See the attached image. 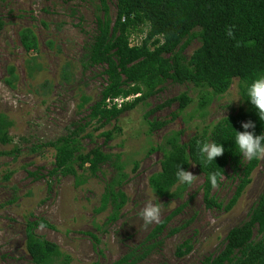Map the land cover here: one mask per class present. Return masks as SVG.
Listing matches in <instances>:
<instances>
[{
  "label": "rangeland",
  "instance_id": "rangeland-1",
  "mask_svg": "<svg viewBox=\"0 0 264 264\" xmlns=\"http://www.w3.org/2000/svg\"><path fill=\"white\" fill-rule=\"evenodd\" d=\"M109 6L114 21L113 0ZM99 16L96 0H0V114L10 123V142L0 144V264H33L25 251L24 229L26 222L36 219H43L52 228L38 227L35 234L70 255L71 264H115L158 224L145 225L140 215L148 203L159 204L160 221L182 209L149 256L125 264H202L221 251L231 229L247 221L264 189V158L230 210L225 208L238 180L228 169L212 192L220 207L208 209L200 189L203 178L193 167L189 171L196 178L177 198L154 196L148 178L159 171L161 155L149 150L171 131L182 130V141L186 142L202 127L234 114L241 106L237 80L203 112L197 110L194 89L167 81L156 95L119 116L121 133L106 145L99 134L111 130L113 122L102 129L96 123L86 128L91 139L81 137L83 150L101 146L107 153L120 154L128 174L123 187L127 203L117 221L107 222L109 209L96 211L111 168L104 166V177L97 174L80 186L72 176L50 174L55 151L45 144L86 123L91 106L100 100L106 85L104 67L92 66L86 60ZM23 30L31 31L38 44L31 53L37 65L32 77L25 64L28 54L20 43ZM143 38L144 33L134 34L130 43L137 45ZM198 46L197 40L192 41L185 56ZM10 67L14 68V80L9 76ZM182 92L193 99L192 105L163 129L148 134L147 122L169 120L177 104L158 109L147 119L146 114ZM85 98L88 101L83 105ZM134 164L137 170L133 173ZM178 227L176 234L168 235ZM186 240L192 249L178 257L176 250Z\"/></svg>",
  "mask_w": 264,
  "mask_h": 264
},
{
  "label": "trees",
  "instance_id": "trees-1",
  "mask_svg": "<svg viewBox=\"0 0 264 264\" xmlns=\"http://www.w3.org/2000/svg\"><path fill=\"white\" fill-rule=\"evenodd\" d=\"M96 1L100 16L96 19V35L86 48V60L92 66L104 67L106 85L100 100L91 106L86 123L45 144L55 151L54 168L50 174L72 176L75 185L80 186L97 174L104 177V166L111 168V176L105 179L96 211L109 209L107 222L117 221L127 203L123 187L129 177L120 154L107 153L101 146L83 150L81 137L91 139V135L85 132L86 128L96 123L102 129L113 122L111 130L99 134L106 145L121 133L117 124L119 116L156 95L167 81L194 89L197 110L203 112L215 98L226 94L233 81L237 80L241 106L234 114L202 127L186 142L182 141V130L171 131L149 150V153L161 155L159 171L148 178V186L156 197L177 198L187 186L179 184L176 179L178 166L187 171L193 167L203 178L200 189L205 206L208 209L220 207L212 192L229 169L238 180L225 208L230 210L250 184L251 175L260 162V159L248 161L242 157L234 144L232 129L243 131L241 122L251 120L255 123L257 135L264 132V121L246 100L247 86L259 75H264V0H113L114 21L110 18L109 0ZM229 30L231 36L228 35ZM139 33H144V38L139 44L131 45V36ZM19 37L28 54L25 60L28 76L32 77L37 65L31 53L37 50V39L29 30L21 31ZM195 40L199 46L186 57L185 49ZM8 72L14 80V68L10 67ZM115 99L123 101L119 106H108L107 100L112 103ZM87 101L83 99V105ZM173 103L177 104V110L169 120L147 122L148 134L173 122L192 105L193 99L187 92H182L149 111L146 119L156 110ZM9 127L7 118L0 114V144L10 142ZM203 142L220 143L225 150L213 163L205 164L198 151V143ZM136 170L137 165L134 164L131 171L134 173ZM210 173L217 175L216 187L209 182ZM181 209L162 219L138 247L130 249L115 264L137 263L149 256L160 244L158 239L168 223ZM41 224L44 228H52L43 219L28 221L25 225V251L31 262L71 264L70 255L62 252L55 243L35 234ZM179 230L180 227L171 229L168 235L172 236ZM191 249L186 240L178 246L176 255L183 257ZM202 264H264V189L247 221L231 229L221 251L206 258Z\"/></svg>",
  "mask_w": 264,
  "mask_h": 264
},
{
  "label": "clouds",
  "instance_id": "clouds-1",
  "mask_svg": "<svg viewBox=\"0 0 264 264\" xmlns=\"http://www.w3.org/2000/svg\"><path fill=\"white\" fill-rule=\"evenodd\" d=\"M228 35H232L231 30H229ZM246 97V100L255 110L256 115L261 121H264V75H259L247 86ZM255 127V123L249 120L241 122L243 131H235L232 129L234 133V144L242 157L248 161L264 158V132L257 135L255 133ZM224 150L220 143H198V151L205 164L213 163L216 157L223 154ZM175 175L181 185H191L196 178V175L185 170L182 166H178ZM208 179L212 187L217 186V175L215 173H210ZM160 211L159 204L148 203L140 213L145 225L153 222L159 223ZM39 227L43 228L44 225L41 224Z\"/></svg>",
  "mask_w": 264,
  "mask_h": 264
},
{
  "label": "built area",
  "instance_id": "built-area-1",
  "mask_svg": "<svg viewBox=\"0 0 264 264\" xmlns=\"http://www.w3.org/2000/svg\"><path fill=\"white\" fill-rule=\"evenodd\" d=\"M126 100H128V99H126ZM122 101H123V100H121V99H115V100H113L112 103H111L109 100H107V104H108V106H110L111 104H117V105L119 106V104H120Z\"/></svg>",
  "mask_w": 264,
  "mask_h": 264
}]
</instances>
